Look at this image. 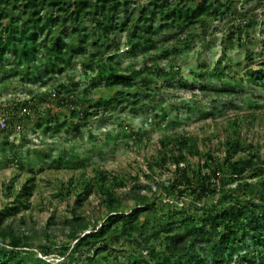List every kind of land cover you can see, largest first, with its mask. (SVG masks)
Here are the masks:
<instances>
[{
  "label": "trees",
  "instance_id": "obj_1",
  "mask_svg": "<svg viewBox=\"0 0 264 264\" xmlns=\"http://www.w3.org/2000/svg\"><path fill=\"white\" fill-rule=\"evenodd\" d=\"M239 3L0 0V66L16 62L23 74L21 80L43 77L50 81L66 75L70 82L68 72L76 62L83 75L92 72L93 80L102 82L98 86L92 82L89 89L100 87L113 94L98 98L93 106L91 99L80 97L88 89L70 94L67 82L58 83L44 95L47 103L67 108V115L57 125L52 117L39 122L43 113L28 101L0 105L4 143H8L5 133L25 131L31 122L52 141L68 129L79 133L100 113L127 112L133 119L147 117L159 108L155 119L163 120L165 108L160 103L148 104L165 84L189 86L191 92L206 94V99L212 98L210 95L235 97L241 89L231 86L237 84L264 90V62L244 66L239 75L237 66L234 73L224 68L217 71L197 57L195 66H186L190 69L187 79L183 78L185 63L176 62L194 40L207 37L217 20L227 27L220 42L223 60H232L226 56L234 46L252 43L254 37L248 32L255 27L258 15L251 11L246 21L240 22V17L238 22L232 20L240 13ZM262 3L264 0L258 6ZM123 48L150 63L123 67L115 55ZM250 49L244 50L243 57L253 63L255 54ZM158 53L159 61L154 63ZM262 55L264 59V52ZM239 56L237 53L236 58ZM163 57L170 59L167 65L160 62ZM217 83L219 88L210 87ZM45 112L49 114L50 109ZM197 114L201 119L217 120L212 111L198 109ZM230 117L225 121L232 132L217 147L212 141L204 143L183 133L158 139L157 155L147 163L148 168L153 171L157 166L163 170L174 166L160 192H143L134 185L122 196L117 189L127 185L128 177L110 176L98 169L92 178L79 173L75 184L71 180L64 190L67 196L73 192L77 195L63 229L57 232L49 229L52 218L41 232L28 233L4 223L6 215L20 207L28 208L34 185L33 179L26 180L14 201L0 211V264H264V153L258 154V144L244 142L239 135L246 121L252 123L258 118L249 110ZM172 119L170 126L176 122ZM139 137L135 135L134 140L140 141ZM64 152L65 147L53 158L56 166L63 161ZM92 194L98 199L95 209L87 215L76 213L75 208ZM51 255L58 261L50 260Z\"/></svg>",
  "mask_w": 264,
  "mask_h": 264
},
{
  "label": "rangeland",
  "instance_id": "obj_2",
  "mask_svg": "<svg viewBox=\"0 0 264 264\" xmlns=\"http://www.w3.org/2000/svg\"><path fill=\"white\" fill-rule=\"evenodd\" d=\"M138 1L143 4L147 2V0ZM239 1H241L238 4L240 13L232 20L238 22V17H240V22L246 21L252 15L251 11L258 15L255 27L248 32L254 37L253 42L249 44L244 42L243 47L234 46L233 51L228 52L226 56L228 60H232L230 62L223 60V55L220 54L222 46L220 42L227 27L224 26L225 22L217 20L210 27L206 38L194 40L190 50L176 60V62L179 60L185 63L183 78H190V69H186V66H195L197 57L217 71L224 68L226 72L234 73L237 66L240 71L239 75H242L244 66L264 62L262 55L264 51L260 52L264 47L262 43L264 42V7L261 6L264 3L258 6L260 0ZM242 1H250V4L244 5L243 3L242 5ZM87 25L90 24L87 23ZM247 48H251L250 51L255 54L251 58L253 63L243 57L244 50ZM237 53L240 55L239 58H236ZM115 55L123 67H140L151 61L138 55L132 56L124 48ZM158 55L159 53L154 57V63L159 61L160 56ZM161 59L162 65L170 62V59L164 57ZM75 63L68 72L71 78L70 82H67L66 75L55 77V80L50 81H46L43 77L21 80L23 74L16 62L8 61L5 67L0 66V105H9L17 100L28 101L43 113V118L39 122H45L52 117L57 125L67 115V108H61L56 103H47L44 95L51 93L58 83L66 84L67 82L69 85L66 91L70 94L88 89L83 95L84 98L82 95L80 97L84 101L91 99L93 106L97 104L98 98L113 95L106 93V90L100 87L89 89L92 82L97 86L102 82L94 81L92 72L87 75L88 77L83 75L80 65ZM190 82V80L187 81L188 84ZM219 85L217 83L210 87L219 88ZM231 87L238 91L241 89V92L234 94L235 97L218 98L210 95L212 98L206 99V94L202 95L200 91L194 90L191 92L189 86L181 88L165 84L158 95H153V100L148 104L152 107L160 103L161 107L165 108L163 113L166 115L160 121L155 119L159 108L153 113L149 112L147 117L141 116L133 119L127 112L115 111L100 113L99 118H92L79 133L68 129V132L63 131L56 140L52 141L35 129L32 122L25 131L16 130L5 133L8 136V143H4L3 136H0V211L5 204L14 201L15 193L26 180L33 179L34 186L28 208L20 207L13 214L6 215L4 223L28 233L41 232L52 218L49 229L56 232L63 229L65 218L72 210L73 198L77 195L73 192L67 196L64 190L67 189L71 180L74 181L79 177V173L83 172L86 177L92 178L96 169L104 170L110 176L128 177L127 185L117 189L118 194L122 196L126 194L130 186L134 185L143 192H160L162 186L167 184L174 166L167 165L165 170L157 166L153 171L148 168L147 163L157 155L159 138L163 135L172 136L174 133H183L186 136L192 135L200 140L203 139L204 143L207 140L212 141V144L217 147L232 132L231 126L226 124L225 120L232 119L230 116L244 115V112L248 110L258 119L252 123L250 119L246 121L241 126L239 135L244 142L252 145L258 144V148L256 147L258 154L262 155L264 153V90L245 83L242 86L237 84ZM47 108L50 109L49 114L45 112ZM198 109L206 112L212 111L217 120L214 122L209 118H199ZM225 116L226 118L221 120ZM171 118H175L172 120L176 122L170 126L168 121ZM154 123H160V125L156 126ZM4 124L5 122L0 117V128H3ZM125 131L127 136H124ZM138 134L140 141H135L134 137ZM64 147L66 155L59 166H56L52 162L53 158L59 152L61 153ZM14 155L20 159L21 164L15 161ZM74 184L75 181L72 185ZM233 187V185L230 186V188ZM60 189L63 190L62 194L59 193ZM97 203V197L93 194L89 195L83 205L75 208V211L87 215L95 209ZM49 259L58 261V258L53 255L49 256Z\"/></svg>",
  "mask_w": 264,
  "mask_h": 264
}]
</instances>
